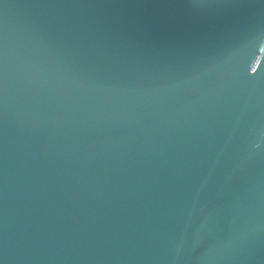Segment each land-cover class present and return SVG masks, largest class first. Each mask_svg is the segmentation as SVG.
<instances>
[{"label": "water", "instance_id": "95a60500", "mask_svg": "<svg viewBox=\"0 0 264 264\" xmlns=\"http://www.w3.org/2000/svg\"><path fill=\"white\" fill-rule=\"evenodd\" d=\"M0 264H264V0H0Z\"/></svg>", "mask_w": 264, "mask_h": 264}]
</instances>
